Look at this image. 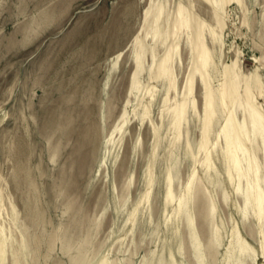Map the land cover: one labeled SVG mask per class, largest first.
I'll return each instance as SVG.
<instances>
[{"label": "rangeland", "instance_id": "rangeland-1", "mask_svg": "<svg viewBox=\"0 0 264 264\" xmlns=\"http://www.w3.org/2000/svg\"><path fill=\"white\" fill-rule=\"evenodd\" d=\"M0 264H264V0H0Z\"/></svg>", "mask_w": 264, "mask_h": 264}]
</instances>
